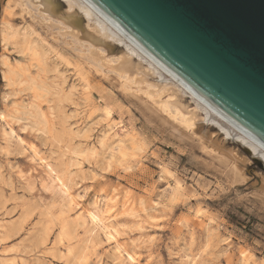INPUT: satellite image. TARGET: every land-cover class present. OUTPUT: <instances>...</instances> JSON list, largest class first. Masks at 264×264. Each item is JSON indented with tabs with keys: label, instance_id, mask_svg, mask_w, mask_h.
<instances>
[{
	"label": "rangeland",
	"instance_id": "374dc122",
	"mask_svg": "<svg viewBox=\"0 0 264 264\" xmlns=\"http://www.w3.org/2000/svg\"><path fill=\"white\" fill-rule=\"evenodd\" d=\"M47 17L0 0V264H264L262 163L235 180L121 47Z\"/></svg>",
	"mask_w": 264,
	"mask_h": 264
},
{
	"label": "water",
	"instance_id": "95a60500",
	"mask_svg": "<svg viewBox=\"0 0 264 264\" xmlns=\"http://www.w3.org/2000/svg\"><path fill=\"white\" fill-rule=\"evenodd\" d=\"M264 143V0H90Z\"/></svg>",
	"mask_w": 264,
	"mask_h": 264
},
{
	"label": "bare ground",
	"instance_id": "6f19581e",
	"mask_svg": "<svg viewBox=\"0 0 264 264\" xmlns=\"http://www.w3.org/2000/svg\"><path fill=\"white\" fill-rule=\"evenodd\" d=\"M62 2L67 5L64 10L61 7ZM29 3L37 6L39 13L43 16L59 20L75 38L89 43L95 52L101 46H110L112 43L121 47L122 55L119 56L120 60H118L119 63L117 67L115 65V68L123 71L135 68L138 76L135 75L140 79V82H146L148 87H154L162 93H169L170 97L175 99L173 101L175 105L165 104L166 100H161L160 94L157 92L159 95L157 94L158 97L155 95V98L161 100L159 102L161 108H159L166 112L172 121L189 131L192 136L196 135L204 147L210 148V151L214 152L220 161L230 169L235 180L245 178V169L248 162L252 160L251 157L260 161L264 169V143L262 141L231 120L170 71L90 0H29ZM85 20L87 21L86 24H84ZM136 59L138 63L135 67L136 63L134 64L133 61ZM148 77L154 82H148ZM127 78L129 79V77ZM133 81L131 80V82ZM149 90L151 91V89ZM180 93L187 94L195 103L192 109L186 111L187 113L184 110L187 109L188 105L183 103L179 97ZM148 94L146 93V95ZM151 96L154 97V95ZM162 101L164 103H161ZM203 124L207 126V129H204ZM211 128L216 129V131H210ZM241 146L251 154L250 157L244 155L240 150ZM263 175L260 176H262L261 189L264 191ZM70 200H74L72 196ZM98 216V214H91L90 218L94 223H99L97 222Z\"/></svg>",
	"mask_w": 264,
	"mask_h": 264
}]
</instances>
